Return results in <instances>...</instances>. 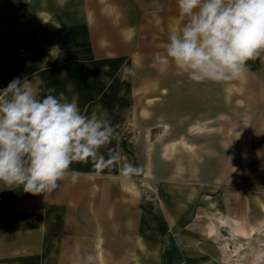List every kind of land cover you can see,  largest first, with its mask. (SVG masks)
I'll return each mask as SVG.
<instances>
[{"label": "crops", "instance_id": "1", "mask_svg": "<svg viewBox=\"0 0 264 264\" xmlns=\"http://www.w3.org/2000/svg\"><path fill=\"white\" fill-rule=\"evenodd\" d=\"M55 2L51 8L50 0H0V90L15 77H34L41 96L54 88V95L63 92L86 115L106 113L119 126V140L101 151L107 157L116 149L142 171L126 179L119 165L97 175L91 162L73 163L71 169L82 173L79 182L65 179L50 194L0 190V264H79L85 249L98 264H141L145 249L161 252L162 233L171 228L163 223L157 194L170 190L176 153H186L188 162L193 145L175 141L193 129L179 134L168 124L159 128L167 117L156 105L177 102L183 88L191 94L200 88L204 214L216 216L202 231L208 238L224 236L236 226L231 216L261 226L264 53L238 79L194 83L178 78L165 55L170 31L184 23L176 0H158L163 11L155 8L157 0ZM157 52L160 63L154 62ZM125 62L137 65L135 78L118 75ZM131 121L134 133L127 129ZM153 135L160 139L150 141ZM185 182H193L192 166ZM185 231L188 240L195 232L189 223Z\"/></svg>", "mask_w": 264, "mask_h": 264}, {"label": "clouds", "instance_id": "2", "mask_svg": "<svg viewBox=\"0 0 264 264\" xmlns=\"http://www.w3.org/2000/svg\"><path fill=\"white\" fill-rule=\"evenodd\" d=\"M184 23L170 31L165 55L176 74L194 83L238 79L248 62L264 53V0H176ZM158 11L163 5L155 3ZM161 62V54H154ZM137 65H120L122 80L137 76ZM34 77H15L0 90V190L22 188L32 195L50 194L70 178L82 175L73 163L91 162L96 174L120 166V175L131 179L142 171L122 153L109 149L119 140L118 125L106 113L84 114L78 103L55 89L41 90ZM79 264H98L97 255L82 250Z\"/></svg>", "mask_w": 264, "mask_h": 264}, {"label": "rangeland", "instance_id": "3", "mask_svg": "<svg viewBox=\"0 0 264 264\" xmlns=\"http://www.w3.org/2000/svg\"><path fill=\"white\" fill-rule=\"evenodd\" d=\"M55 1L58 0H50L51 8L56 5ZM75 1L82 2L84 0ZM86 1L97 2L100 5L113 3L116 0ZM176 99L175 103L156 105L163 110V114L167 117L159 122L162 124L159 125V128L168 124L174 129L173 131L179 134H185L186 131L189 132L193 129V134L179 135V140L175 141L176 144H189L193 147L192 149L189 147L191 150L188 152V162L185 160L186 153H176L178 156L176 169H174L176 173L172 174L173 181L168 186L170 190L162 189L161 193L157 194L159 196L157 201L162 204L161 215L165 219L163 223L172 231L162 233L161 252L153 248L145 249V253L141 254V259H145L146 262L141 264H264V223L256 227L249 225L250 223L239 224L233 221L235 217L231 216L228 217L229 221L236 226L225 231L224 236L208 238L207 234L202 231L204 224L216 221V216L204 214L207 210V201L203 200L201 183L200 88L193 89V94L190 89H177ZM141 106L150 108L153 105ZM127 129L130 130V133L135 132V125L132 121ZM148 138L150 141L160 139L159 136L154 135L148 136ZM191 166L193 167V182L187 184L185 182L186 168H191ZM187 193L188 197H191L188 200L186 199ZM187 208L188 211H186ZM186 223L192 225L195 231L189 240L186 238ZM187 257L189 258L188 263Z\"/></svg>", "mask_w": 264, "mask_h": 264}]
</instances>
